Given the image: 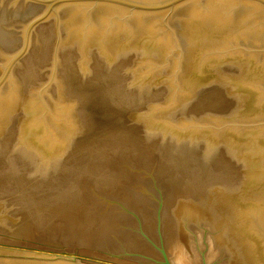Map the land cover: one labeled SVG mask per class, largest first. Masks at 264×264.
I'll list each match as a JSON object with an SVG mask.
<instances>
[{"label":"water","instance_id":"water-1","mask_svg":"<svg viewBox=\"0 0 264 264\" xmlns=\"http://www.w3.org/2000/svg\"><path fill=\"white\" fill-rule=\"evenodd\" d=\"M0 234L264 264V0H0Z\"/></svg>","mask_w":264,"mask_h":264},{"label":"rangeland","instance_id":"rangeland-1","mask_svg":"<svg viewBox=\"0 0 264 264\" xmlns=\"http://www.w3.org/2000/svg\"><path fill=\"white\" fill-rule=\"evenodd\" d=\"M0 257L67 260L84 264H145L97 249L80 246H53L0 234Z\"/></svg>","mask_w":264,"mask_h":264}]
</instances>
